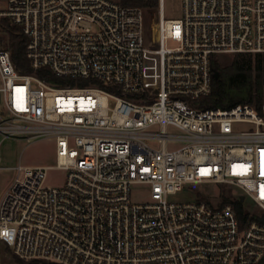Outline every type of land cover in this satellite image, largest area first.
Returning a JSON list of instances; mask_svg holds the SVG:
<instances>
[{
    "label": "built area",
    "instance_id": "2783aa9c",
    "mask_svg": "<svg viewBox=\"0 0 264 264\" xmlns=\"http://www.w3.org/2000/svg\"><path fill=\"white\" fill-rule=\"evenodd\" d=\"M3 17L23 28L35 70L90 84L22 73L0 44V144L48 137L57 154L14 167L0 264L5 250L21 264L261 262L264 212L241 220L232 200L264 211V117L192 102L212 92L218 55L264 53V0H183L181 18H166L164 0H0ZM53 168L63 185H46ZM136 183L149 201H132ZM188 186L195 201L170 199Z\"/></svg>",
    "mask_w": 264,
    "mask_h": 264
},
{
    "label": "trees",
    "instance_id": "16d2710c",
    "mask_svg": "<svg viewBox=\"0 0 264 264\" xmlns=\"http://www.w3.org/2000/svg\"><path fill=\"white\" fill-rule=\"evenodd\" d=\"M124 5L157 7L160 0H119ZM28 37L19 25L7 17L0 21V44L9 49L17 69L22 73H36L54 84H62L46 67L34 69L27 57ZM214 67L220 72L213 78L212 92L193 105L202 108H230L237 104H250L264 117V53H237L233 60L223 65L217 59ZM109 89V88H108ZM241 220L249 216L243 199L232 200ZM258 264H264V258Z\"/></svg>",
    "mask_w": 264,
    "mask_h": 264
},
{
    "label": "rangeland",
    "instance_id": "374dc122",
    "mask_svg": "<svg viewBox=\"0 0 264 264\" xmlns=\"http://www.w3.org/2000/svg\"><path fill=\"white\" fill-rule=\"evenodd\" d=\"M119 1V0H116ZM166 18H181L183 15V0H164ZM1 8H6L4 3H1ZM235 54H220L217 56L219 63L223 65L229 64ZM63 85L69 86H86L90 82L87 80H61ZM167 131L172 134H179L180 129L174 126H168ZM56 142L55 140L44 137L32 140H16L5 138L0 144V164L3 166L0 169V198L10 186L11 182L17 175V170L14 168L19 164L23 166H39V165H56ZM67 172L63 169L53 168L48 172L46 185L61 186L66 182ZM211 187V188H209ZM201 186L194 189H201L203 192L216 194V186ZM227 189L234 187L226 186ZM231 191V190H230ZM240 192V191H239ZM151 198V186L146 183H136L131 187V199L134 202H146ZM197 192L192 190V186H188L183 191L170 196L171 200L175 201H195ZM244 207L257 214H262L264 211L255 204L249 197L244 199ZM2 264H21L20 260L15 257L10 250H5L3 253Z\"/></svg>",
    "mask_w": 264,
    "mask_h": 264
},
{
    "label": "water",
    "instance_id": "95a60500",
    "mask_svg": "<svg viewBox=\"0 0 264 264\" xmlns=\"http://www.w3.org/2000/svg\"><path fill=\"white\" fill-rule=\"evenodd\" d=\"M220 75V72L218 70L215 69V72H214V77L215 78H218Z\"/></svg>",
    "mask_w": 264,
    "mask_h": 264
}]
</instances>
